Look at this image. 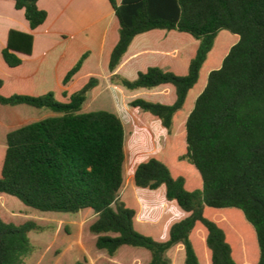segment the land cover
Instances as JSON below:
<instances>
[{"label": "trees", "instance_id": "trees-1", "mask_svg": "<svg viewBox=\"0 0 264 264\" xmlns=\"http://www.w3.org/2000/svg\"><path fill=\"white\" fill-rule=\"evenodd\" d=\"M12 1L31 30L46 20L38 0ZM108 2L100 70L69 48L57 90L32 93L31 32L0 46V264H168L177 245L184 264H264V0ZM155 29L183 37L174 63H123Z\"/></svg>", "mask_w": 264, "mask_h": 264}, {"label": "crops", "instance_id": "crops-1", "mask_svg": "<svg viewBox=\"0 0 264 264\" xmlns=\"http://www.w3.org/2000/svg\"><path fill=\"white\" fill-rule=\"evenodd\" d=\"M117 2L120 3L121 0ZM6 3L14 8L12 0H0V8ZM37 6L47 12V17L40 26L33 30L29 28L23 11L15 8L14 13L20 17L16 26L12 23V18L0 21V46L5 45L8 31L13 28L33 34L32 54L35 49V37L38 34L52 36L53 43H66L63 53L55 61L56 65L65 59L69 48L74 52L71 62L81 52L88 50L91 56L86 63H89L92 56H96L99 63H102L103 54L108 53L116 41L118 28L114 10L108 0H38ZM174 38L183 39L172 31L166 32L158 29L139 34L128 48L123 63H174L179 52L174 48ZM32 54L30 56L20 54V57L24 62L30 59ZM45 60H47L46 55L43 53L39 63H45ZM46 73V66L42 67L39 64V67L28 75L33 94L34 85L37 82L43 83L48 80Z\"/></svg>", "mask_w": 264, "mask_h": 264}, {"label": "rangeland", "instance_id": "rangeland-1", "mask_svg": "<svg viewBox=\"0 0 264 264\" xmlns=\"http://www.w3.org/2000/svg\"><path fill=\"white\" fill-rule=\"evenodd\" d=\"M13 9H14L13 6L11 8L9 6V4H7V3L2 4V6L0 8V21H5V20H8L9 18H12V23H14V25L16 26L18 24V19H20V17H18V15L14 13ZM15 26H14V28H16ZM226 32H228V31H226ZM50 47H51V49H50ZM65 47H66V43H53L52 42V36H45V35H41V34L36 35L34 52H33L32 56L30 57V59L24 61V67L29 68V67L35 66V68H38L39 64L42 67L46 66V69H47V73H46L47 77L46 78L48 80L46 82H43V83L37 82V84L34 85V88H35L34 94L35 95H41V94H43L47 91H50V90H57L58 84H57L56 77H55L56 76V70L54 69V66L56 65L55 61L61 56V53H63ZM43 53H44V55H46L47 60H45L46 61L45 63H39L40 56ZM100 65L101 64L99 63L98 60L96 61V63H91V67L95 70H100V67H101ZM63 66H64V64H63ZM63 66H61L60 69H62ZM205 69H206V66H205V68H203V71H202L203 74L201 75V77L199 79L200 84L198 86H195L189 92L190 95H189L188 100L186 101L184 108L182 110H180L177 113V115L175 116L174 126L175 125H176V127L180 126V119L184 116V114L186 113V110H188V107L191 105L192 96L194 95L195 91L203 83ZM181 70H182V66L174 68V71L177 74L182 72ZM40 71L42 74L43 69ZM122 74L130 80L135 78V73H134L133 67H125V69L122 70ZM106 75L107 74L105 72H102L103 78L106 79L104 89L110 90L111 93L116 95L117 92L119 93V85L117 83H112L110 80L108 81ZM125 90H126L125 91L126 95L128 97L131 96L132 94H134L133 91H130L127 89H125ZM113 101L117 102L116 99L115 100L113 99ZM96 104L98 106H102L100 101H98ZM30 109H32V111H35V108L29 107V106H25V105L19 106V111H21V112H23V111L26 112V110H30ZM128 109L132 110L133 112H135V110H136L132 107H129ZM142 114L146 115L145 117H147V118H148V116L153 117L149 113H146V112H142ZM131 130H134V128H131ZM134 134L137 137L139 135L137 130H134ZM167 154H169L170 156L174 154V146L169 147ZM6 197L8 200L7 207L12 208V201H17V200H12V196H9V195L8 196L6 195ZM13 203L16 204V202H13ZM160 205H161V202L159 201V206ZM208 214H210V213H208ZM41 221L44 222L45 224L49 225V227L54 232L56 231L55 229L58 228V225H59L58 222H60V221H57V220H54V219L48 218V217H42ZM56 235H57V232H56ZM167 257H168V264H184V254H183L182 247L180 245H177V246L169 249L167 252Z\"/></svg>", "mask_w": 264, "mask_h": 264}]
</instances>
